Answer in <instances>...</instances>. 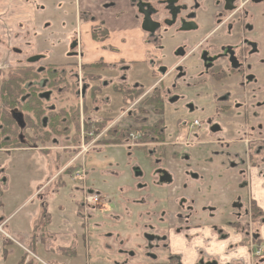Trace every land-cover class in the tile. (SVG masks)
Listing matches in <instances>:
<instances>
[{"label":"rangeland","instance_id":"374dc122","mask_svg":"<svg viewBox=\"0 0 264 264\" xmlns=\"http://www.w3.org/2000/svg\"><path fill=\"white\" fill-rule=\"evenodd\" d=\"M35 7L32 6L30 9L35 10ZM36 9L44 13L43 5L37 6ZM6 11L0 2V65H5L4 70L9 71L27 64L33 55L34 50L29 46L30 43L22 42V39L27 35V28L29 33L34 31H31L30 21H20L19 17L9 23ZM88 14V11L80 8L78 0L53 1L43 16L56 18L61 28L59 30L57 26L54 28L57 34L55 42L61 44L54 45L58 46L55 48L56 53H61L67 47V42H63V39L67 38L66 34L78 32L80 30L78 27L86 23ZM118 17L122 29H127L123 33L129 35L125 37L127 41L139 37L136 45L145 43L144 32L140 30L141 34H137L132 28H128L126 18L121 19L119 13ZM9 34L12 36L11 42L5 37ZM125 46L126 49L128 45ZM14 47H19L21 52L13 51ZM127 52L130 58H147L141 60L145 63L135 66L129 74V80L131 78L129 82L133 86L139 84L145 90L150 88L153 85L150 75L153 58H150V52L136 50L132 45ZM66 70L68 75H71L76 71V67L72 66ZM101 74L103 79L113 85L121 80L120 71H102ZM188 75L192 77L188 79V83L173 85L172 79H169L157 85L167 103L166 110L162 113L159 108L153 106V103L144 101L146 98L143 94H140L142 97L137 98V102L136 99L132 101L123 97L128 103L125 105L121 95L113 92L112 85L103 92V100L102 92H99L101 96L95 95L92 99L87 96L92 100L91 111L84 109L82 120L84 124H92L90 131H101L97 135L98 143L84 158L85 172L74 181L67 178L68 185L65 188L55 186L60 182L55 179L53 185L45 190L50 191L46 199H42L41 195L33 197L34 200L29 198L35 192L33 185L41 186L46 182L47 176L57 173L67 158L75 157L78 150L64 146L68 142L74 144L77 141L75 139L81 134L76 135L72 129L69 133L55 134L56 136L52 135L50 139L38 138L34 142L30 141V137L37 138L34 136L35 133L28 135L25 139L28 144L40 145L42 142V147L47 146L51 150L46 153L43 150L29 151L22 155L17 153L16 158L10 160L11 169L7 170L8 173L24 172L37 177L29 181L30 188H23L18 193L17 199L8 197V192L4 193L7 197L3 196L5 206L3 209L0 208V214L7 217L16 211L9 225L3 226L4 231L11 232L8 227L18 224L19 229L28 227V230H31L32 225L35 227L39 222L43 212L51 210L52 216L50 215L49 220L52 219V224L58 226V232L55 233L53 229L51 230L53 233L49 231L45 244L40 246H44L42 249L48 247L53 254H63L60 258L65 264H125L130 260L134 264L142 260H145L144 263L170 264L168 251L160 248L161 246L155 245L152 249L159 255L157 259L145 258L146 251L150 250L145 232L163 238L166 233L175 232L179 227L194 228L209 225V222L225 226L226 222L233 220L235 214L240 215L234 201H237L238 205H244L240 206V209L244 210L246 206L247 211L249 199L245 179L248 170L252 178H263L264 150H261V156L253 157L249 153H255L258 145L264 143V130L261 132L262 129L257 127L259 121L264 124V115L247 119L235 114H218L215 111L218 102L215 100L214 86L210 84L197 88L188 87L189 83L195 81L193 79L195 73L190 70ZM156 76L158 79L161 78L159 73H156ZM174 76L173 74L172 77ZM60 78L61 76L58 79ZM70 83L72 82L66 80V83L58 86L63 88L62 91L60 89V93L59 90L50 93L52 96L48 103L56 108L78 103L77 96L69 91ZM99 97L101 99H98ZM77 98L80 103V98ZM174 98L177 100L174 101ZM186 103L196 104L203 112L198 110L197 114H187ZM106 108L112 111L102 112ZM126 108L131 109V112L120 115ZM114 118H117V122L112 121ZM196 118L201 121V126L194 130H190L187 125L181 127L183 121L187 120L190 124ZM112 124L116 128L106 133ZM215 124L220 126L217 132L212 129ZM84 132L87 135V129ZM103 132L105 134L101 135ZM55 137L58 140L53 142ZM111 138L122 144L103 145V140L109 141ZM10 155L13 156L14 153ZM82 160L83 157L76 162ZM158 168L170 174L171 182L160 181ZM84 180L88 187L98 190L103 197L102 206L94 207L91 211L79 208L83 186L73 189V186ZM0 188L3 189L2 186ZM59 204L63 207L60 208ZM180 204H184L183 209L179 208ZM258 225L256 218L253 226ZM0 234L2 239L8 242L2 231ZM37 234L40 241V226ZM71 240L78 241L77 249H83L74 257L66 254L62 246H71L73 243L67 242ZM19 242L24 251L15 245H11V248L18 256L25 253V258L32 259L31 264H58L51 260V254L49 257L46 256L40 248L37 249V255L28 240ZM50 247L54 248L55 252Z\"/></svg>","mask_w":264,"mask_h":264},{"label":"flooded vegetation","instance_id":"af4514ba","mask_svg":"<svg viewBox=\"0 0 264 264\" xmlns=\"http://www.w3.org/2000/svg\"><path fill=\"white\" fill-rule=\"evenodd\" d=\"M101 7L104 10L117 7V18H119V13L121 19L126 18L128 24L132 26L137 34H141L140 30L144 32L146 34L145 43L141 39L143 44L136 45L139 37H134L127 41L125 36L119 37V40L115 41L116 36L114 37L105 19H98L96 15L89 12L86 22L90 21L94 25L89 39H83L80 26L78 27L80 30L75 33L72 32L74 36L70 40H66L68 45L61 53H56V47L48 51L38 50L33 51V55L28 59L27 64L35 65L40 72L53 68L56 73L52 81H57V83L53 86L48 85V79L28 84V86L39 85L42 87L39 95H41L40 97L46 104L48 111H58L62 107L67 106L56 108L53 104L48 103L52 96L50 93L55 90H59L58 93H60V89L62 91L63 88H58V86L66 83V80L72 82L68 84L70 93L75 94L81 101L79 103V99L76 97L78 103L70 104V106H78L79 123H81L79 129L81 133L79 134L81 135L75 139L77 141L74 144H69L68 142L64 146L65 148H75L78 153L73 158L64 159L65 163L59 168L60 170L58 169L59 172L57 171L50 182L55 179L60 180L61 177H64V174L67 178L74 181L75 178L80 177L85 172L84 158L91 149L96 147L99 139L97 135L101 131H90L89 128L92 124H84L82 115H84V109L91 111L92 100L89 99H92L93 96L102 92L103 100V92L109 85H112L113 92L121 95L122 100L124 97L132 101L136 99L137 102V98H141L140 94H143L144 98L150 97L160 101L162 103V113L165 112L167 103L157 85L169 79H172L173 85L188 83V79L192 78L188 75V72L192 70L195 73V77H193L195 81L189 83L188 87L197 88L200 85H213L215 100L218 102L215 111L218 114H235L247 119L264 115V0H109L103 2ZM5 37L8 41L10 40L9 36ZM125 45H128L126 49ZM130 45L136 50L150 52V58H153V63L150 64V75L153 79V85L146 90L139 84H134L133 86L129 82L131 80V78L129 80V74L135 69V66L145 63V61L141 60L147 59L130 58L127 52ZM12 50L17 53L21 52L19 47H14ZM136 54L139 55L138 51H136ZM37 62L39 65H36ZM72 66L76 67V71L68 75L66 68ZM4 67L5 65H0V80L2 75L10 71H5ZM112 70L121 72L120 82L114 85L103 79L101 74L102 71ZM156 73L161 74L160 79L157 78ZM173 74L175 75L174 77H172ZM60 76L61 78L58 79ZM50 89L52 92L49 91ZM146 91L148 92L145 93ZM87 96H89V99ZM25 98L26 96L23 99ZM98 99H101V97ZM173 100L176 101L177 99L174 98ZM123 103L128 105L124 100ZM186 105L187 114H197L198 110H202L196 104L186 103ZM153 106L156 107L154 103ZM107 107H109V103H107ZM156 108L160 110V107ZM96 109H99V107H96ZM109 111L112 110L109 108L102 110V112ZM130 112L131 109L126 108L120 112V115H126ZM13 113L21 129L20 140L26 144L20 147L0 148V151L14 149L43 150L45 153L50 151V147H42V142L39 143L40 145L27 143L25 139L28 135L31 136L32 133H35V137H39V135L36 134L33 127H28L27 121L26 123L24 122L23 111L14 110ZM46 121L47 119H45L44 124ZM112 121L117 122V118ZM113 124L105 131L106 133L110 129L116 128ZM186 125L187 127L189 126L190 130H194L201 126V121L196 118L188 124V121L185 120L182 122L181 127ZM257 125L263 132L264 124H262V121H259ZM72 129L74 130L73 125H70V130ZM85 129H87V135H85ZM212 129L217 132L220 130V126L215 124ZM104 134L103 132L101 135ZM30 138L33 137L31 136ZM56 138L53 139V142L58 140ZM104 144L117 146L122 144V142H115L111 138L109 141L103 140ZM136 144L138 146V142ZM262 149L264 150V143L258 145L255 153L250 152L249 154L253 157L254 155L261 156ZM81 157H83V160L76 162ZM161 171L163 170L157 169L160 181L171 182L172 177L170 174ZM262 173L263 178L261 180L264 182V168ZM245 180L249 199L248 210L246 211V206L244 210L240 209V206L244 205H238L237 201H234V205H237L240 215H244L245 223H237L232 220L231 222H226L223 227V225L217 226L214 222H209V225L205 227H208L214 234L218 235L221 240V248H226L228 244L226 241L229 238V230L231 229L226 227L238 229L244 237L243 243L246 245L249 252L248 255L251 258L248 264H264V238L261 234L262 226L264 225V210L253 199L254 177L252 178L249 170ZM80 185L83 186V196L79 204L80 209L91 211L94 207L102 206L103 197L101 192L88 187L86 180L81 182ZM41 194V191L38 192V195ZM91 196H96L98 201H89L88 198ZM183 206L184 204H180L179 208L183 209ZM255 208L259 212L257 217L254 213ZM240 215L235 214L234 217L236 218V216ZM182 217L185 218V216ZM256 218L259 225L253 226V221ZM198 227H202V225L194 228L192 226L179 227L176 228L177 231L175 232L166 233L163 238L145 232L147 246L150 249L146 251L147 256L145 258L151 257L153 260L158 258L159 255L152 250L156 245L168 251L170 264H184L187 253L171 252L168 245L169 236L172 233L177 235L184 233L189 239L193 234H189V232ZM196 254L198 257L195 264H210L214 261L212 259L213 255H210L206 249H200ZM144 262L145 260H142L138 264L152 263ZM232 263L247 264L241 260L233 261ZM125 264H134V262L130 260V262L126 261Z\"/></svg>","mask_w":264,"mask_h":264},{"label":"crops","instance_id":"0c3cea01","mask_svg":"<svg viewBox=\"0 0 264 264\" xmlns=\"http://www.w3.org/2000/svg\"><path fill=\"white\" fill-rule=\"evenodd\" d=\"M55 0H0L1 4L5 6V11L7 9L6 13V19L9 23H11L13 20H15L16 17H19L20 21L25 20V21H30V26H31V31L33 30L34 32L29 33V28L26 30V37L22 39V42L30 43V47L34 51H48L49 49H53L57 46H54L56 44H59L55 42L56 39V26L58 27V30L61 29L59 28L57 24V19L51 16H46L44 17L43 14L47 13V10L51 6ZM109 0H79L80 2V8L90 12L91 14H94L97 16L98 19L104 18L107 24L110 26L109 29L112 31L115 41L119 40V37L122 36V34L127 31L122 29V23L120 22V19L117 18V11L116 8H109L103 9L102 3L106 2ZM43 5L44 13H41L38 11L37 6ZM32 6H36L35 10L30 9ZM28 9L30 12H28ZM29 26V27H30ZM93 26L90 21H87L85 24L81 25V33L83 35V39L87 40L90 38V35L92 33ZM127 26L129 29L132 28L127 22ZM133 29V28H132ZM124 35V34H123ZM10 37L9 42H11L12 36L9 34L7 35ZM67 38L63 39L64 41L70 40L72 36H74L72 33H67L66 34ZM129 36V35H124ZM89 44V43H88ZM61 45V44H59ZM58 45V46H59ZM49 48V49H48ZM29 151H35L31 149H14V150H5V151H0V186L3 187V189L0 188V208H4L5 202L3 199L5 196L4 193H9L10 198L17 199L18 198V193L23 190V188H30L29 186V181H33L36 179V175L33 174H27V173H20V172H13V173H8L7 170L11 169L10 166V160L13 158H16L15 154L19 153V155L25 154ZM11 156L10 154H13ZM2 157V160H1ZM18 168H21L18 166ZM60 170V169H59ZM58 170V172H59ZM55 175L52 176H47L45 178L46 182H44L41 186L38 185H33L35 188L34 194L31 195L29 198L37 197L40 196L38 195V192H42L41 198L46 199L48 197V194L50 191H45L47 188L50 187V185H53V183H49ZM68 182H67V177H61L60 182L55 184V186L58 187H67ZM77 187H81V185H77ZM75 186H73V189ZM254 191H253V199L257 202V204L264 210V182L261 179H255L254 178ZM28 198V199H29ZM27 199V200H28ZM26 200V201H27ZM34 200V199H32ZM60 208L63 207L62 204H59ZM16 212V211H15ZM13 212L11 215L5 217L0 214V223L5 222V226L7 227L9 223L11 222V218L14 215ZM52 214L51 210L44 211L42 214L41 219L39 220V224L37 223L34 227L32 225V229L28 230V227L26 229H19V224L17 226H9L12 231H6L9 236H7L8 242L4 241L2 239V234H0V264H20L23 260H31L30 258L28 259L25 258L26 254L18 256L15 252L14 249L11 248V245H15L16 247H19L20 250L24 249L21 247L20 242H28L32 245L34 248V252L38 251L37 249L40 248L42 253H44L46 256L49 257V254H51V260L53 262H56L58 264H65L64 260H61L60 256L63 255L61 253H56L53 254L50 250H48V247H45V249L40 246V244L44 245L45 239L47 240L46 235H48L49 231L50 233L51 230L53 229L54 232L57 231V227L52 224V219L51 221L49 220L50 215ZM52 216V215H51ZM233 221L237 223H245V217L244 215L236 216L233 217ZM35 222V221H34ZM39 226H40V238L41 240L39 241V234L37 232L39 231ZM224 227V226H223ZM231 230H229V238L226 242H228L226 248H221L220 246V239L217 234H214L213 231H211L208 227L202 226L198 227L196 229H193L189 232V234H192V236L187 239V237L184 235V233L177 235V234H170L169 236V248L171 252H183L184 254L187 253L186 255V260L184 264H195V261L198 257L196 254L197 251L200 249H206V251H209L210 255L212 256V259L214 260L210 264H229L232 263L233 261H238L241 260L245 263H249L251 258L248 255V250L246 245L243 243L244 237L240 233L238 229H234V227H226ZM48 230L46 233L45 231ZM36 234V235H35ZM262 237L264 238V225L262 226V231H261ZM43 235V236H42ZM6 236V235H5ZM4 236V237H5ZM217 236V237H216ZM19 238V239H18ZM44 239V240H43ZM67 242H72L73 244L71 246L67 245H62L65 250L66 254L68 252H72L71 256H76L78 253H81L83 249L81 248L80 250L77 249L78 246V241H67ZM14 243V244H13ZM54 244H52L53 246ZM55 246V245H54ZM51 249L54 248L50 247ZM58 248V247H57ZM56 248V249H57ZM55 252V251H54ZM75 252V253H74ZM34 253V254H35ZM190 255V256H189ZM244 259V260H243ZM32 261V260H31ZM59 261L61 263H59ZM46 264V263H45ZM233 264V263H232Z\"/></svg>","mask_w":264,"mask_h":264},{"label":"trees","instance_id":"16d2710c","mask_svg":"<svg viewBox=\"0 0 264 264\" xmlns=\"http://www.w3.org/2000/svg\"><path fill=\"white\" fill-rule=\"evenodd\" d=\"M54 76L56 73L53 68L40 72L33 64L16 67L1 76L0 148L20 147L26 144L20 140L21 129L14 116V110L23 111L24 122L27 121L28 127H33L37 133H42V137L39 135L37 138L50 139L52 135L56 136L55 134L69 133L70 125H73L75 134H79L80 123L77 105L64 106L58 111H48L41 95H39L42 87L39 85L28 86L31 82H39L43 79H48V85L53 86L57 83V81H52ZM24 96H26L25 99H23ZM144 101L154 103L156 107H160V112L162 111L160 101L150 97H146ZM45 119H47L46 126H44ZM35 140L34 138L30 139L33 142ZM257 211L255 208L256 217L259 215ZM71 253L68 252V254ZM31 260H23L20 264H31Z\"/></svg>","mask_w":264,"mask_h":264},{"label":"built area","instance_id":"2783aa9c","mask_svg":"<svg viewBox=\"0 0 264 264\" xmlns=\"http://www.w3.org/2000/svg\"><path fill=\"white\" fill-rule=\"evenodd\" d=\"M88 200L97 202L98 198L96 196H91L88 198ZM3 226H5V222L0 223V231H2L6 236H9V234L6 231H4Z\"/></svg>","mask_w":264,"mask_h":264},{"label":"bare ground","instance_id":"6f19581e","mask_svg":"<svg viewBox=\"0 0 264 264\" xmlns=\"http://www.w3.org/2000/svg\"><path fill=\"white\" fill-rule=\"evenodd\" d=\"M32 254H34V253H32Z\"/></svg>","mask_w":264,"mask_h":264}]
</instances>
